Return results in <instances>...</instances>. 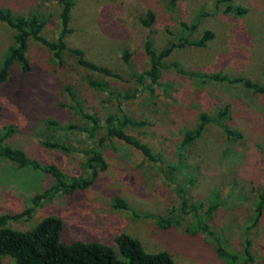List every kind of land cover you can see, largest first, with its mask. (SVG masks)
Returning <instances> with one entry per match:
<instances>
[{"label":"rangeland","instance_id":"obj_1","mask_svg":"<svg viewBox=\"0 0 264 264\" xmlns=\"http://www.w3.org/2000/svg\"><path fill=\"white\" fill-rule=\"evenodd\" d=\"M214 3L176 0L168 10L165 0H74L65 45L80 49L86 60L118 79L82 70L68 54L57 65L44 47L28 42L29 70L22 72L14 64L0 86V136L9 132L4 145L40 165H54L67 181L87 177L83 164L90 149L100 152L105 169L86 188L70 195L53 193L33 208L30 199L48 189L52 179L0 159V215L31 209L6 222L7 228L25 232L52 217L61 223L59 242L64 245L98 243L117 255L116 238L128 236L146 253L165 252L174 264H264V207L257 221L254 211L264 191V96L239 84L209 80L218 74L264 86V0H229L232 9L242 10L239 15L222 13L225 3L215 10ZM6 9L14 16L42 19V37H57L55 3L0 0V10ZM147 11L153 22L144 28L139 21ZM191 25L195 27L189 31ZM205 31L211 39L204 47L176 48L163 59L155 85L149 86L147 79L135 83L133 75L148 69L144 41L158 52L179 37L197 41ZM12 35L0 23V63ZM122 51L129 55L127 64L120 60ZM223 109L222 125L237 133V139H227L210 124L180 150L184 130L195 125L201 112L213 117ZM120 114L145 124L125 131L146 144L153 158L176 168L175 182L186 203L199 209L212 234L201 233L191 217L179 212L174 189L156 164L115 139L98 146L101 130L93 137L82 131L92 128L83 116L100 122ZM42 142L65 150L43 147ZM116 200L125 208H114ZM216 245L235 260L218 257ZM0 264L15 263L5 256Z\"/></svg>","mask_w":264,"mask_h":264},{"label":"trees","instance_id":"obj_2","mask_svg":"<svg viewBox=\"0 0 264 264\" xmlns=\"http://www.w3.org/2000/svg\"><path fill=\"white\" fill-rule=\"evenodd\" d=\"M45 1L55 3L59 8L57 16L59 21L58 34L51 41L46 40L41 35V30L45 23L42 19L34 15L14 16L7 9L0 10V23L9 28L13 33L12 44L7 49L0 63V86L9 79L10 69L14 64L18 65L22 72L29 70V64L25 57L29 41L35 42L49 51L57 65H62L63 55L68 54L74 59L75 65L78 68L106 78L118 79L119 76L116 73L86 60L84 53L80 49L68 48L65 45V38L72 32L69 28V21L74 0ZM220 3H225V7L222 10L224 14L229 13L231 10L236 11L235 13L238 15L242 13V10L239 8L232 9L229 0H215V10L220 11ZM175 4L176 0H165V5L168 10L172 9ZM152 22L153 14L150 11H147L145 16L139 21L140 25L144 28H149ZM194 27V25H191L189 31H192ZM183 29H185V26ZM210 39L211 34L207 31L203 32L200 38L194 42H188L186 38L179 37L176 43H171L168 47L160 49L158 52L152 49L148 41H144L143 51L147 58L148 69L139 75H133L135 83L142 85L144 79H147L149 86L155 85L162 68V61L172 50L183 46L202 48ZM128 57L129 55L126 51L121 52L120 60L123 64L128 63ZM209 80L217 83H226L227 85L239 84L247 91L264 96V86L247 79H229L222 75L212 74L209 76ZM88 83L90 86L96 87L92 82L89 81ZM134 92L133 96L135 94ZM131 96L127 97L131 98ZM223 111L224 109L218 111L213 117L201 112L196 118L195 125L189 130H184L179 142L180 150L190 146L194 141L199 139L204 129L210 124L219 127L227 139L230 137L231 139H237V133L222 125ZM83 117L92 125V128L88 130L82 129L83 132L88 133L89 137H93L96 129L101 130V136L97 140L98 146L104 141L115 139L125 146L137 150L147 161L156 164L165 182L174 189L179 204V212L191 217L201 233L212 234L207 222H204L201 219L202 217L198 215L199 209L197 210L196 206H189L186 203V198H184L180 186L175 182L174 176L176 168L171 165H164L158 158H153L146 144L141 143L125 131L128 128L143 127L145 124L142 121L131 120L124 114L107 115L100 122L93 116ZM8 135L9 132L6 130L0 136V159L9 162L16 168L29 167L30 169L42 172L48 175L53 181L48 189L36 194L30 199V205L33 208L53 193L60 192L61 194L70 195L74 191L86 188L91 184L98 172L105 169V163L100 152L96 149H90L85 152V161L83 164L87 171V177L73 178L67 181L65 176L54 165H40L35 161L29 160L21 150L4 145L3 142ZM41 146L49 149L65 150L62 146L48 142H42ZM113 207L119 209L125 208L124 204L119 200L114 202ZM263 207L264 191L259 193L257 197V202L254 207L255 221L259 219ZM30 210L25 209L18 214L0 215V257H10L15 264H174L165 252L146 253L138 241L128 236L116 238L117 255L111 248L98 243H72L64 245L59 242L61 223L58 219L52 217L44 218L34 228L25 232H17L5 226L6 222L17 221L27 216ZM209 212L204 217L206 221L208 220ZM245 245L247 248V242ZM246 248L244 256L250 262L252 258L246 251ZM215 253L220 258L235 260L233 255L229 256V253H225L219 245L215 248Z\"/></svg>","mask_w":264,"mask_h":264}]
</instances>
